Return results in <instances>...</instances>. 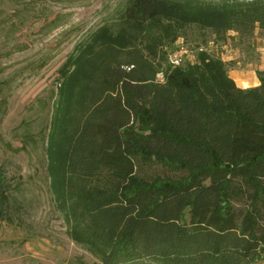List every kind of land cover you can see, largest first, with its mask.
Returning <instances> with one entry per match:
<instances>
[{
  "label": "trees",
  "instance_id": "obj_1",
  "mask_svg": "<svg viewBox=\"0 0 264 264\" xmlns=\"http://www.w3.org/2000/svg\"><path fill=\"white\" fill-rule=\"evenodd\" d=\"M257 25L264 0H125L60 68L51 188L100 264L264 263V68L241 88L205 51L167 63L181 28ZM9 187L0 167V219L19 224Z\"/></svg>",
  "mask_w": 264,
  "mask_h": 264
},
{
  "label": "rangeland",
  "instance_id": "obj_2",
  "mask_svg": "<svg viewBox=\"0 0 264 264\" xmlns=\"http://www.w3.org/2000/svg\"><path fill=\"white\" fill-rule=\"evenodd\" d=\"M124 1L0 0V167L19 202V224L0 219V264H100L68 237L56 209L50 134L60 68ZM181 47L187 54L179 66L197 63L205 51L225 62L235 83L259 84L264 28L258 25L248 36L186 26L167 52Z\"/></svg>",
  "mask_w": 264,
  "mask_h": 264
},
{
  "label": "built area",
  "instance_id": "obj_3",
  "mask_svg": "<svg viewBox=\"0 0 264 264\" xmlns=\"http://www.w3.org/2000/svg\"><path fill=\"white\" fill-rule=\"evenodd\" d=\"M187 54V49L181 47L167 54V63L171 67H177L183 62L184 56Z\"/></svg>",
  "mask_w": 264,
  "mask_h": 264
},
{
  "label": "crops",
  "instance_id": "obj_4",
  "mask_svg": "<svg viewBox=\"0 0 264 264\" xmlns=\"http://www.w3.org/2000/svg\"><path fill=\"white\" fill-rule=\"evenodd\" d=\"M236 85L238 86V87H241V88H246V86H244V85H242V84H237L236 83ZM254 85H258V84H254ZM248 87V86H247Z\"/></svg>",
  "mask_w": 264,
  "mask_h": 264
},
{
  "label": "bare ground",
  "instance_id": "obj_5",
  "mask_svg": "<svg viewBox=\"0 0 264 264\" xmlns=\"http://www.w3.org/2000/svg\"><path fill=\"white\" fill-rule=\"evenodd\" d=\"M244 86H246V83H244Z\"/></svg>",
  "mask_w": 264,
  "mask_h": 264
}]
</instances>
